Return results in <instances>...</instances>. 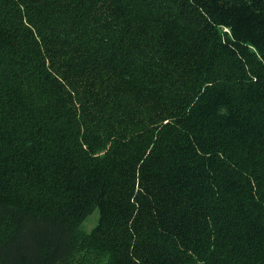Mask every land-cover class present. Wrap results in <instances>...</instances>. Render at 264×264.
Segmentation results:
<instances>
[{"label": "trees", "instance_id": "trees-1", "mask_svg": "<svg viewBox=\"0 0 264 264\" xmlns=\"http://www.w3.org/2000/svg\"><path fill=\"white\" fill-rule=\"evenodd\" d=\"M0 264H264V0H0Z\"/></svg>", "mask_w": 264, "mask_h": 264}, {"label": "rangeland", "instance_id": "rangeland-1", "mask_svg": "<svg viewBox=\"0 0 264 264\" xmlns=\"http://www.w3.org/2000/svg\"><path fill=\"white\" fill-rule=\"evenodd\" d=\"M99 217V211L96 210L91 216L86 219L82 226V230L91 232L98 225Z\"/></svg>", "mask_w": 264, "mask_h": 264}]
</instances>
